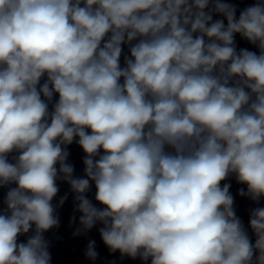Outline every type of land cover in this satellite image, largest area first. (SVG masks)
Wrapping results in <instances>:
<instances>
[{"label": "clouds", "instance_id": "9594fccd", "mask_svg": "<svg viewBox=\"0 0 264 264\" xmlns=\"http://www.w3.org/2000/svg\"><path fill=\"white\" fill-rule=\"evenodd\" d=\"M60 183L110 253L264 264V0H0V264H52Z\"/></svg>", "mask_w": 264, "mask_h": 264}]
</instances>
